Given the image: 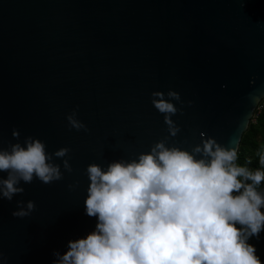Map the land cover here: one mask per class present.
Listing matches in <instances>:
<instances>
[{
	"label": "water",
	"instance_id": "obj_1",
	"mask_svg": "<svg viewBox=\"0 0 264 264\" xmlns=\"http://www.w3.org/2000/svg\"><path fill=\"white\" fill-rule=\"evenodd\" d=\"M262 25L264 0H0V149L29 136L50 154L70 149L52 156L62 179L20 181L24 192L0 198V264H51L94 229L90 163L130 160L158 141L238 147L264 99ZM169 90L185 102L173 101L183 108L175 136L151 103ZM74 109L88 131L69 127ZM28 200L32 212L13 217Z\"/></svg>",
	"mask_w": 264,
	"mask_h": 264
},
{
	"label": "clouds",
	"instance_id": "obj_2",
	"mask_svg": "<svg viewBox=\"0 0 264 264\" xmlns=\"http://www.w3.org/2000/svg\"><path fill=\"white\" fill-rule=\"evenodd\" d=\"M151 97L175 136L179 126L171 117L183 108L173 101L185 102L173 90L154 91ZM66 119L70 128L88 131L75 109ZM12 136L19 133L13 129ZM69 151L61 147L50 154L31 136L23 146L0 149V172L7 173L0 178V198L12 201L24 192L20 181L62 179L60 166L51 160ZM238 151L212 137L191 151L158 141L130 160L88 164L83 203L85 214L96 218L95 227L69 240L63 254L53 251L51 264H264L249 243L264 231V144L255 152L257 167H251V158L238 163ZM63 167L72 171L67 160ZM16 204L13 217H26L35 208L31 200Z\"/></svg>",
	"mask_w": 264,
	"mask_h": 264
},
{
	"label": "trees",
	"instance_id": "obj_3",
	"mask_svg": "<svg viewBox=\"0 0 264 264\" xmlns=\"http://www.w3.org/2000/svg\"><path fill=\"white\" fill-rule=\"evenodd\" d=\"M261 101L264 102V99ZM262 144H264V107L259 113L257 110L254 111L248 128L241 136L238 146V163L242 164L246 159L251 158V167H257L255 152ZM261 190H264V186ZM249 243L255 245L258 255L264 260V231H261L258 239L251 238Z\"/></svg>",
	"mask_w": 264,
	"mask_h": 264
},
{
	"label": "built area",
	"instance_id": "obj_4",
	"mask_svg": "<svg viewBox=\"0 0 264 264\" xmlns=\"http://www.w3.org/2000/svg\"><path fill=\"white\" fill-rule=\"evenodd\" d=\"M264 107V102L260 101L257 108L255 110H257V113L260 112V110Z\"/></svg>",
	"mask_w": 264,
	"mask_h": 264
}]
</instances>
